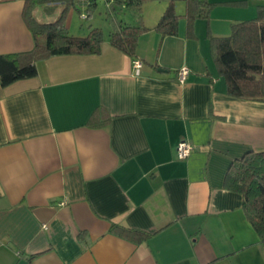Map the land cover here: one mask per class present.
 I'll return each instance as SVG.
<instances>
[{
  "label": "crops",
  "instance_id": "1",
  "mask_svg": "<svg viewBox=\"0 0 264 264\" xmlns=\"http://www.w3.org/2000/svg\"><path fill=\"white\" fill-rule=\"evenodd\" d=\"M24 1L0 0V56L34 46ZM208 1L190 35L183 19L163 36L153 27L164 6L149 13L138 73L105 40L98 55L52 56L36 76L0 84V264H264L225 183L231 163L264 151V101L228 94L211 44L264 0ZM59 14L34 10L39 22ZM182 140L193 150L179 159ZM112 223L149 236L116 235Z\"/></svg>",
  "mask_w": 264,
  "mask_h": 264
},
{
  "label": "trees",
  "instance_id": "2",
  "mask_svg": "<svg viewBox=\"0 0 264 264\" xmlns=\"http://www.w3.org/2000/svg\"><path fill=\"white\" fill-rule=\"evenodd\" d=\"M112 30L105 38L98 26L91 25L87 35L70 33L65 17L75 2L85 3L92 15L97 0H25L23 19L33 34L34 46L28 52L0 56V84L7 86L17 80L36 76V63L58 55H98L105 40L115 49L132 59L141 35L151 30L144 24L142 6L152 0H103ZM175 0H169L154 30L163 36L178 34L179 22H186L190 35L193 24L208 19L211 3L208 0H183L184 13H177ZM57 4V6H50ZM60 4L61 6H58ZM47 13L60 8L59 16L52 21L39 22L34 10L44 6ZM133 14L127 21L124 13ZM211 44L220 74L224 77L229 95L250 100L264 101V5L258 7L255 18L234 23L228 36H213ZM93 118H90L89 125ZM226 186L242 197V207L247 220L264 243V151H248L231 163L226 173ZM111 233L137 242L145 240L149 233L120 224L110 225Z\"/></svg>",
  "mask_w": 264,
  "mask_h": 264
},
{
  "label": "rangeland",
  "instance_id": "3",
  "mask_svg": "<svg viewBox=\"0 0 264 264\" xmlns=\"http://www.w3.org/2000/svg\"><path fill=\"white\" fill-rule=\"evenodd\" d=\"M147 2H152L151 4L153 5H146ZM174 3H178L180 4V7H183V9H177V13H182L184 12V6H185V2L183 0H175ZM166 4H168V1H146L143 6H142V16L143 19H145L146 17H150L149 13H151L152 11L155 10V8H157V6H164V8H166ZM79 5V3L77 4ZM73 9L75 10V21L74 25L72 27V29L70 30V33H74L75 29L78 31L76 33H81L79 31H83L81 34L83 35H87L88 31L90 29L91 25L94 26H98L101 28L103 36L106 38L109 34V32L112 30V23L109 20L107 14H106V8H105V3L103 0H97V7L95 9V12L92 15V12L89 16V14L86 12L87 11V7L83 6L82 4H80V6H75L73 7ZM130 15V19L133 18V14L130 12H125L124 15ZM69 16V13L67 14ZM81 15H85V18L82 19ZM46 15H44L45 18ZM129 19V18H128ZM78 34V35H81ZM77 35V34H76Z\"/></svg>",
  "mask_w": 264,
  "mask_h": 264
},
{
  "label": "built area",
  "instance_id": "4",
  "mask_svg": "<svg viewBox=\"0 0 264 264\" xmlns=\"http://www.w3.org/2000/svg\"><path fill=\"white\" fill-rule=\"evenodd\" d=\"M83 18H85V16H83ZM132 66H133V69L136 71V73H138L139 68L142 66L141 61L139 59H136V58L133 59L132 60ZM188 73H189V70L187 68L179 69L178 70V79L181 82H183L185 80V78L187 77ZM192 150H193V146L182 140L177 144V147H176L177 157L179 159H184L190 155ZM43 228L44 229L47 228L46 224H43Z\"/></svg>",
  "mask_w": 264,
  "mask_h": 264
},
{
  "label": "water",
  "instance_id": "5",
  "mask_svg": "<svg viewBox=\"0 0 264 264\" xmlns=\"http://www.w3.org/2000/svg\"><path fill=\"white\" fill-rule=\"evenodd\" d=\"M154 1H159L160 2V1H169V0H154Z\"/></svg>",
  "mask_w": 264,
  "mask_h": 264
}]
</instances>
